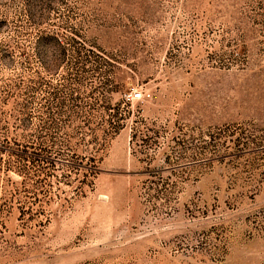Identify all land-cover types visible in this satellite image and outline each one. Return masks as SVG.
Segmentation results:
<instances>
[{
    "label": "rangeland",
    "instance_id": "rangeland-1",
    "mask_svg": "<svg viewBox=\"0 0 264 264\" xmlns=\"http://www.w3.org/2000/svg\"><path fill=\"white\" fill-rule=\"evenodd\" d=\"M0 264H264V0H0Z\"/></svg>",
    "mask_w": 264,
    "mask_h": 264
},
{
    "label": "built area",
    "instance_id": "built-area-1",
    "mask_svg": "<svg viewBox=\"0 0 264 264\" xmlns=\"http://www.w3.org/2000/svg\"><path fill=\"white\" fill-rule=\"evenodd\" d=\"M140 97H141V94H140V93H135V94H134V98H135V99H139Z\"/></svg>",
    "mask_w": 264,
    "mask_h": 264
}]
</instances>
